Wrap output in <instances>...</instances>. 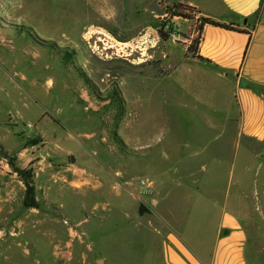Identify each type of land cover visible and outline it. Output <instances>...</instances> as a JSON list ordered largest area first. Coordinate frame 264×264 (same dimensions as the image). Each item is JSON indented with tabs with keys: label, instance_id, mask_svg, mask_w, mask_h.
<instances>
[{
	"label": "rangeland",
	"instance_id": "1",
	"mask_svg": "<svg viewBox=\"0 0 264 264\" xmlns=\"http://www.w3.org/2000/svg\"><path fill=\"white\" fill-rule=\"evenodd\" d=\"M187 5L0 0V264H184L170 251L198 250L185 211L207 163H172L170 148L199 149L205 117L223 113L210 80L196 96L184 56L199 20ZM165 21L179 23L182 41L160 38ZM234 147V163L219 153L211 175L235 176L242 264H264V145L234 134Z\"/></svg>",
	"mask_w": 264,
	"mask_h": 264
},
{
	"label": "crops",
	"instance_id": "2",
	"mask_svg": "<svg viewBox=\"0 0 264 264\" xmlns=\"http://www.w3.org/2000/svg\"><path fill=\"white\" fill-rule=\"evenodd\" d=\"M187 4L196 8L194 20L208 17L235 28L205 23L200 29L195 54L186 53L185 48L184 57L196 69V96L203 100L207 89L203 82L210 80V94L216 98L214 106L223 115L222 118H218L219 114L205 117L197 135L205 134L208 138L202 140L205 144L199 149H196L198 142L191 143L190 140L177 142L178 146L170 148L172 159H176L172 163H193L198 161V156L207 163L202 166L200 179V185L204 186L192 187L191 203L185 211L188 219L198 224L194 244L198 250H191L189 256L183 255L187 256L189 264H242L247 235L244 218L233 204L235 176L228 173L222 180L213 178L209 163H219L223 159L219 153H226L224 163H234V134L264 145V0H187ZM175 26L179 30V23ZM190 99L195 105L196 101ZM197 113L204 116L200 109ZM230 125L232 130H229ZM235 128L236 133L233 132ZM229 137L230 147L222 146L221 149L220 143ZM183 143L188 151L184 158ZM219 183L222 191L213 186ZM170 194L164 200L174 201ZM180 206L181 201L179 209ZM187 223L180 230L184 238L192 230ZM207 249H210V256ZM170 254L184 264L188 261L177 252L170 251Z\"/></svg>",
	"mask_w": 264,
	"mask_h": 264
},
{
	"label": "trees",
	"instance_id": "3",
	"mask_svg": "<svg viewBox=\"0 0 264 264\" xmlns=\"http://www.w3.org/2000/svg\"><path fill=\"white\" fill-rule=\"evenodd\" d=\"M187 6H188L189 9H191V11H193V12L196 11L195 7L190 6V5H187ZM177 15L179 16L180 14H176V13L172 14V16H177ZM181 16L186 18V19L187 18H191L189 13L188 14L184 13L183 15L181 14ZM205 23L212 24V25H217V26H221V27H225V28H235V27H233L232 24L220 23V22L215 21L213 19H210L208 17H201L199 19V22H198V25H197L198 26V36L192 40V43L190 45L187 46L186 53H191V55L195 54L196 49H197V45H198V42H199V38H200V29H201V26L203 24H205ZM164 24H165V22H163L161 24V26L158 28V34H159L160 38L168 39L169 38V34L163 31V25ZM172 28H173V25L170 23L169 29L172 30ZM0 150L3 151V147H2L1 144H0ZM32 191H33L32 186L30 184H27L26 185V198L24 199V202L27 205H33L34 204V198L31 197Z\"/></svg>",
	"mask_w": 264,
	"mask_h": 264
},
{
	"label": "built area",
	"instance_id": "4",
	"mask_svg": "<svg viewBox=\"0 0 264 264\" xmlns=\"http://www.w3.org/2000/svg\"><path fill=\"white\" fill-rule=\"evenodd\" d=\"M172 17H176V16H172ZM169 25H170V22H168V21H165V24L163 25V31L169 34V39H172L174 41H182L183 35L179 32V30H177L176 26L174 24H172L173 25V28H172V30H170L169 29ZM140 184L146 190L147 189L148 190L151 189L150 184L146 180H144V179H141L140 180Z\"/></svg>",
	"mask_w": 264,
	"mask_h": 264
},
{
	"label": "water",
	"instance_id": "5",
	"mask_svg": "<svg viewBox=\"0 0 264 264\" xmlns=\"http://www.w3.org/2000/svg\"><path fill=\"white\" fill-rule=\"evenodd\" d=\"M71 160L73 161V160H74V158H73V157H71Z\"/></svg>",
	"mask_w": 264,
	"mask_h": 264
}]
</instances>
